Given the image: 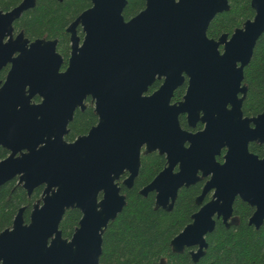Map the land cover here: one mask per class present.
<instances>
[{
    "label": "water",
    "instance_id": "water-1",
    "mask_svg": "<svg viewBox=\"0 0 264 264\" xmlns=\"http://www.w3.org/2000/svg\"><path fill=\"white\" fill-rule=\"evenodd\" d=\"M91 2L66 29L71 53L62 72L56 39H36L27 46L21 32L12 37V22L35 0L0 11V69L11 64L0 82V145L11 150L0 160V186L15 176L27 194L45 184L29 221L20 207L11 226L0 231V264H98L102 234L125 205L115 181L127 169L124 183L131 186L143 144L145 153L157 149L166 158L167 166L140 191L154 190L156 207L170 210L180 188L209 176L195 199L201 206L192 222L170 241L173 252L196 246L192 260L202 257L214 217L226 225L236 222L237 194L256 207L249 224L258 228L264 221V157L250 153L247 144L264 141V112L242 117L246 86L241 82L264 32V0H251L253 20L229 40L222 35L218 41L206 31L216 13L229 9L227 0H146L145 8L127 21L122 15L126 0ZM185 77L182 100L171 104ZM156 78H162L158 89L145 94ZM34 94L43 97L41 104H30ZM86 95L95 100L98 122L66 143L62 134ZM48 105L61 108L46 109ZM36 113L52 115L42 117L32 134ZM179 113L187 114L189 126L199 121L203 128L183 129ZM50 128L60 130L55 139L41 134ZM223 147L220 163L216 156ZM22 148L27 153L15 156ZM210 190L211 199L202 204ZM69 208H78L81 217L67 239L59 224Z\"/></svg>",
    "mask_w": 264,
    "mask_h": 264
},
{
    "label": "trees",
    "instance_id": "trees-1",
    "mask_svg": "<svg viewBox=\"0 0 264 264\" xmlns=\"http://www.w3.org/2000/svg\"><path fill=\"white\" fill-rule=\"evenodd\" d=\"M230 9L214 17L207 35L216 37L223 32H231L247 18L253 10L250 0H228ZM19 0H0V10H8ZM145 0H127L123 11L125 18L138 12ZM90 0H35V5L25 11L15 22L17 30H22L28 38H56L57 51L67 59L69 39L65 29L79 13L90 7ZM244 82L248 91L242 109L246 114H257L264 110V32L258 38L251 60L244 68ZM161 80H156L150 90L157 88ZM185 84L177 88L172 100L181 98ZM90 114H77L72 122L75 133H84L90 127ZM185 125V123L183 122ZM200 124H198V128ZM4 154L0 152V157ZM165 157L156 152L141 157L139 173L130 189L122 186L126 203L116 217L110 221L102 234L101 262L104 264H264V221L255 228L248 219L252 208L236 200L233 203L238 223L227 228L221 220H216L215 228L207 234V248L195 263L185 250L175 253L170 241L191 220L198 209L195 198L200 194L202 182H197L178 191L171 210L155 208L154 193L142 196L139 190L149 183L164 167ZM10 180L0 186V231L10 227L19 207L26 205L25 219L32 204L39 197L41 188H36L27 196L21 185ZM81 214L78 209H68L63 215L59 228L63 237H70L77 227Z\"/></svg>",
    "mask_w": 264,
    "mask_h": 264
},
{
    "label": "flooded vegetation",
    "instance_id": "flooded-vegetation-1",
    "mask_svg": "<svg viewBox=\"0 0 264 264\" xmlns=\"http://www.w3.org/2000/svg\"><path fill=\"white\" fill-rule=\"evenodd\" d=\"M22 0H19V2L17 3V4H15L13 7H11L10 9H8V10H0V11H3V12H7V11H10L11 9H13L14 7H16L17 5H19L20 4V2H21ZM58 1H62V0H58ZM91 1V0H90ZM227 2H228V5H229V9H230V3H229V1L227 0ZM126 4H127V0H126ZM126 4H125V6H126ZM35 5V4H34ZM92 6V2H91V5H90V7ZM125 6H124V8H123V10H122V15H123V11H124V9H125ZM145 6H146V0H145V3H144V6L138 11V12H136L134 15H132V16H130V17H128V18H125L124 17V15H123V18H124V20L125 21H127V20H129V19H131L132 17H134L135 15H137L139 12H141L144 8H145ZM250 7H251V9L253 10V15H252V17L251 18H247L246 20H244L240 25H238V26H236V27H234L233 29H232V31L231 32H223V33H221V34H219V35H217L216 37H209L208 35V38H210V39H213V40H215V41H218L219 40V38L222 36V35H226L227 37H226V39L227 40H229L230 39V37L232 36V34L235 32V30L236 29H240V28H243V25L245 24V22L247 21V20H253V18H254V15H255V10L252 8V6H251V0H250ZM32 8V7H31ZM31 8H28V9H25L24 11H22V13L19 15V17H17L13 22H12V37L13 38H15L20 32L23 34V36H24V38H26L27 40H28V43H27V46H29V44L31 43V42H33L34 40H36V39H50V40H53L52 38H45V37H39V38H28L27 36H25V34H24V32L22 31V30H17V28L15 27V22L22 16V14L25 12V11H27V10H29V9H31ZM89 8V7H88ZM229 9H227V10H225V11H228ZM86 10V9H85ZM84 11V10H83ZM225 11H222V12H225ZM222 12H219V13H216L215 14V16L216 15H218V14H220V13H222ZM80 14V13H79ZM78 14V15H79ZM214 16V17H215ZM214 17L211 19V21L214 19ZM76 19V18H75ZM74 19V20H75ZM73 20V21H74ZM73 21H71L68 25H67V27L73 22ZM211 21L209 22V24H208V27H209V25H210V23H211ZM67 27H66V29H67ZM208 27H207V30H208ZM65 29V31H66V33H68V39H69V55H68V57H67V59H65L58 51H57V49H56V51L58 52V54L61 56V58H62V63H61V65H60V67H59V71L60 72H62V71H64L65 69H66V67H67V65H68V59H69V57H70V53H71V41H70V33L69 32H67V30ZM76 33H77V35L79 36V38H80V42H79V44H81V42H82V39H83V36H84V33H83V31H82V26L79 24V25H77V27H76ZM206 34H207V31H206ZM7 39V38H6ZM54 39H56V38H54ZM57 40V39H56ZM57 42H58V40H57ZM56 47H57V43H56ZM219 50H220V52H223V49H224V44H221V45H219ZM17 54V52L16 53H14V55H16ZM251 60V59H250ZM246 66V65H245ZM10 67H11V64L10 63H7L6 65H4L1 69H0V82H1V84L4 82V80H5V77H6V75H7V73H8V71H9V69H10ZM245 68V67H244ZM244 68H243V80H242V82H241V86H246V93H245V96H244V99H245V97H246V94H247V91H248V85L244 82ZM156 80H161V83H162V78H160V79H155L154 80V82L156 81ZM153 82V83H154ZM153 83L148 87V90L145 92V94H151L152 92H154L155 90H157L158 89V87L160 86H158L157 88H155V89H153V90H150V87L153 85ZM160 83V84H161ZM1 84H0V86H1ZM183 84H185V90H184V93L182 94V96H181V98L180 99H178V100H176V101H174V100H172V98H173V95H174V92H175V90L177 89V88H179L180 86H182ZM180 86H178L174 91H173V95H172V97H171V100H170V103L171 104H173V103H177V102H179L180 100H182V98H183V95L185 94V91H186V88H187V77H185V81L180 85ZM242 93H237V97L238 98H240V97H242ZM244 99H243V101H244ZM58 100H54L53 102H57ZM243 101H242V105H243ZM43 102V97L42 96H40L39 94H34V95H32L31 96V98H30V104L31 105H39V104H41ZM242 105H241V110H242V117L243 118H245V117H249V118H253V117H255V116H257V115H259V114H261V113H263L264 112V110L262 111V112H260V113H257V114H246V112H244V110L242 109ZM60 106H54V105H48V106H46V109H56L57 111L58 110H60ZM90 114V116H92V119H91V124H90V127L87 129V131L86 132H84V133H75L74 132V128L72 127V122L75 120V118H76V116H77V114ZM52 115V114H51ZM51 115H49V114H47V113H41V115L40 114H37L36 113V115H34L33 117H34V119H33V124H32V127H31V133L32 134H37V129L35 128L36 126H38L39 124H42V121H43V119H42V117L44 118V119H47V118H50L51 117ZM41 119V120H40ZM178 121H179V124H180V126L183 128V129H185V130H187V131H190V132H196V131H198V130H200V129H202L203 128V123H201V122H197L196 123V125L194 126V127H191V126H189L188 124H187V114L186 113H179L178 114ZM97 122H98V115L96 114V112H95V100L90 96V95H86L84 98H83V100H82V106L81 105H77L75 108H74V110H73V112H72V117H71V119L68 121V123H67V125H66V133H64V134H62V139L66 142V143H73L78 137H80V136H84V135H86L87 133H88V131L92 128V127H94L96 124H97ZM183 122L185 123V125L183 124ZM198 124H200V127L198 128ZM249 125H250V127H254V124L252 123V122H250L249 123ZM59 129H56V130H54V129H52V128H50L49 129V131H45L44 133H41V134H43L45 137L48 135L49 136V138L50 139H55V137H57L58 136V134H59ZM39 145H41V144H39ZM38 145V146H39ZM186 146L188 145V143H186L185 144ZM247 147H248V151L250 152V153H252L253 155H256L257 157H258V159H262L263 157H264V141H262V142H260V141H258V140H252V141H249L248 142V144H247ZM27 149H25V148H22V149H20L19 151H17L16 152V154H15V156H20L21 154H24V153H27ZM145 151H146V145L145 144H143L142 146H141V148H140V151H139V159H140V164H139V167H138V171H137V174L135 175V177L133 178V181H132V184H131V186H127L125 183H124V181L128 178V176L130 175V172L127 170V169H124L123 170V172L119 175V178L115 181L116 183H117V185L119 186V188H120V194H122V195H124L125 196V203H126V194L125 193H123L122 191H121V188H122V186H124L125 188H127V189H130L132 186H133V183H134V180H135V178L137 177V175H138V173H139V169H140V166H141V157L142 156H144V155H147V154H150V153H152V152H156V153H158L159 155H162V154H160L159 153V151L156 149V150H152V151H148V152H146L145 153ZM0 152H2L4 155L3 156H1L0 157V160H2V159H5L7 156H9L10 155V153H11V150L10 149H7V148H5V147H3L2 145H0ZM226 153V148L225 147H223V148H221V152H220V154L219 155H217L216 156V160L218 161V162H220V163H223V161H224V154ZM164 157H165V155H163ZM165 161H166V158H165ZM167 166V164H166V162H165V165H164V167H166ZM164 167L152 178V180L164 169ZM178 170V165H176L175 167H174V169H173V172H176ZM199 174H200V172H198ZM208 178H209V176L208 177H204V178H202L200 181H198V182H202V187H203V185H204V183H205V181H207L208 180ZM13 179H15L16 180V182H15V184L16 185H21V187L23 188V186H22V184H20L19 183V181H18V176H15V177H13L12 179H10V180H13ZM9 180V181H10ZM151 180V181H152ZM9 181H7V182H9ZM150 181V182H151ZM149 182V183H150ZM6 183V182H5ZM149 183H147L146 185H144L140 190H139V193L142 195V196H147L148 195V193H150V192H153L154 193V206H155V208H162V207H156V205H155V198H156V192L154 191V190H151V191H148V192H146L145 194H142L140 191L144 188V187H146ZM197 183V182H196ZM196 183H194V184H196ZM193 185V184H192ZM191 186V185H190ZM189 187V186H188ZM202 187H201V190H202ZM36 188H41V192H40V194H39V197L38 198H36V200H35V202L32 204V206H31V208H30V210H29V212L27 213V216H28V218L27 219H25V210H26V205H23V206H21V207H24V211H23V218H24V221L25 222H28L29 221V215H30V212H31V210H32V208H33V206H34V204L37 202V201H39L40 199H41V197H42V193H43V190H44V188H45V184L43 183V184H40V185H38V186H36V187H34L33 188V190H32V192L30 193V194H27V191H26V194H27V196L29 197V196H31V194L33 193V191L36 189ZM183 188V187H182ZM181 189V188H180ZM179 189V190H180ZM178 190V191H179ZM201 193V192H200ZM212 193H213V191L212 190H210L206 195H205V197H204V199H203V202H202V204L203 203H206L207 201H209L210 199H211V195H212ZM177 195H178V193H177ZM101 197V195H99V198ZM196 199V198H195ZM236 200H238V201H241V202H243V203H246L249 207H251L252 208V213L254 212V210H255V206L254 205H251V204H249L247 201H245V200H243L241 197H240V195L239 194H237L236 196H235V199H234V202L236 201ZM175 202V201H174ZM233 202V203H234ZM196 203V202H195ZM173 205H174V203H173ZM200 206L201 205H198V209L200 208ZM173 207V206H172ZM20 208V207H19ZM69 209H74V208H69ZM76 209H78V208H76ZM163 209V208H162ZM172 209V208H171ZM170 209V210H171ZM198 209L195 211V212H197L198 211ZM66 210H68V209H66ZM66 210H65V212H66ZM79 210V209H78ZM165 210V209H164ZM18 211V210H17ZM166 211H169V210H166ZM64 212V213H65ZM79 212H80V210H79ZM194 212V213H195ZM193 213V214H194ZM252 213H251V215H252ZM80 214H81V212H80ZM192 214V215H193ZM16 215V214H15ZM64 215V214H63ZM192 215H191V220H190V222L189 223H191L192 222ZM250 215V216H251ZM232 216L233 217H235L236 218V222L235 223H231V224H229V225H226V223H224L222 220H221V218H216V217H214L215 218V222H216V220H221V222L227 227V228H229L230 226H232V225H236L237 223H238V216L237 215H235L234 214V210H233V214H232ZM15 217V216H14ZM62 218H63V216H62ZM250 218V217H249ZM14 219V218H13ZM62 220V219H61ZM112 221V220H111ZM61 222V221H60ZM110 222V221H109ZM230 222V219L227 221V223H229ZM248 222H249V219H248ZM188 223V224H189ZM60 225V224H59ZM187 225V224H186ZM185 225V226H186ZM252 225V224H251ZM184 226V227H185ZM254 226V225H253ZM183 227V228H184ZM255 227V226H254ZM76 228V227H75ZM74 228V229H75ZM182 228V229H183ZM214 228H215V226H214ZM256 228V227H255ZM181 231V230H180ZM179 231V232H180ZM212 232V231H211ZM73 233V232H72ZM178 234V233H177ZM207 234H209V233H207ZM207 234L205 235V239H206V236H207ZM71 236H72V234H71ZM70 236V237H71ZM70 237H64V238H67V239H70ZM196 249H197V247L196 246H193V247H189V248H185L182 252H184L185 250H187V252H188V254H189V256H190V259H191V261H192V263H195L193 260H192V257H191V251H196ZM172 250V249H171ZM173 252V251H172ZM182 252H180V253H182ZM176 253V252H175ZM101 254H102V243H101V253H100V255H99V257H98V264H104L103 262H101ZM201 258V257H200ZM199 258V259H200ZM198 259V260H199ZM197 260V261H198ZM161 261H163L164 263L163 264H165V259H160L159 260V262H158V264L161 262ZM196 261V262H197Z\"/></svg>",
    "mask_w": 264,
    "mask_h": 264
}]
</instances>
